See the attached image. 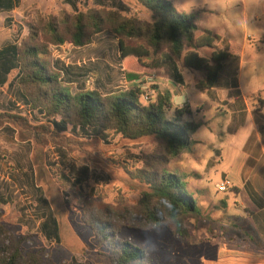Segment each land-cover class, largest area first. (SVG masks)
Returning <instances> with one entry per match:
<instances>
[{"label":"trees","instance_id":"1","mask_svg":"<svg viewBox=\"0 0 264 264\" xmlns=\"http://www.w3.org/2000/svg\"><path fill=\"white\" fill-rule=\"evenodd\" d=\"M127 2L135 10L133 14L88 7L74 13L67 10L48 15L36 13L25 22L26 34L17 45L0 53L4 56L0 63L5 73L17 69L20 96L45 122L33 124L26 115L3 112L0 125L14 127L19 141L31 142L35 148L52 145L65 147L69 152H87L95 143L61 135L52 129L50 122L58 130L70 126L85 132H110L119 137L118 144L155 140V150L142 155L137 168L123 170L127 179L138 185L135 203L129 204L121 192L111 204L105 203L104 195L87 197L78 203L97 245L106 248L100 254L109 264H148V256L142 249L127 240H117L116 234L122 225H127L132 229L166 228L178 238L188 236L185 222L199 215V209L186 188L184 176L177 170L169 171L165 164L167 159L192 149L197 143L194 135L201 125L192 119L189 107H174L169 92L156 91L155 86H152L154 98L145 103L140 80L155 76L150 73L161 68V56L166 54L187 69L203 72L205 79L197 87L211 90L223 63L239 57L241 47L201 29L193 15L178 14L167 0ZM103 32L117 38L124 76L129 82L136 80L137 85L114 96H102L95 91L72 92L62 84L61 74L50 63L51 48L64 44L83 47ZM203 49L210 50L209 57L199 55ZM134 66L139 72L132 71ZM54 119H59V123ZM74 155L81 162L96 165L88 154ZM25 241L26 237L14 235L4 226L0 213V264H53L44 261L41 252H24Z\"/></svg>","mask_w":264,"mask_h":264},{"label":"crops","instance_id":"2","mask_svg":"<svg viewBox=\"0 0 264 264\" xmlns=\"http://www.w3.org/2000/svg\"><path fill=\"white\" fill-rule=\"evenodd\" d=\"M20 1L0 0V31L6 29L8 22L13 24V21H16L15 15L19 12ZM167 1L173 7L174 4L179 7L186 2V0ZM67 2L69 4L67 6L71 8V1ZM231 2L233 0H223L221 5L223 9L217 10L208 8L205 0H201V2L195 0V7L191 13L201 29L208 30L221 36L225 41L241 47L239 57H231L223 63L214 88L204 91L199 89L197 84L189 85L187 82L195 80L199 74L201 77L198 79V84L203 82L204 73L188 71L182 63H180L183 66L181 69L180 64L174 62L166 54L161 56V68L150 73L156 76L155 85H153L155 90L169 92L174 107L181 108L183 107L181 105L187 103L184 106L189 107L190 111L197 108V103L202 102L198 95L207 92L210 99L220 78L226 74H236V80L232 85H234V89L241 91L242 80L239 78V73L245 59H256L255 54L258 58L259 49L264 52V22H260L257 15L258 12L264 13V3L257 6L240 0L241 10L238 11L239 5L237 3L231 5ZM250 9L254 11L252 15ZM224 13L228 14L232 22L225 23L223 20L215 28L209 21L202 19L205 15L210 19L214 14L222 15ZM235 17L240 20L234 21ZM10 18H14L13 21ZM245 20L249 22L247 28L243 27ZM239 31L242 32L241 43L232 40L239 37ZM98 36L93 38L91 44L83 47H74L70 44L52 47L50 63L61 74L62 84L72 92L95 91L102 96L122 94L129 87L137 85V82L136 80L129 82L124 76L117 38L112 34L113 39L110 43H106L104 38ZM2 41L3 39L0 38V53L9 47L2 46ZM18 43L19 41L12 45ZM198 53L201 55L200 51ZM249 54L251 55L250 59L247 56ZM164 55L169 59V62L162 60ZM3 57L0 55V59ZM238 65H240V70ZM138 70L135 69V66L132 68V71ZM87 75H94L96 79L94 86L89 87L85 83ZM16 77L17 69L5 73L0 63V113L29 115L33 124L44 123L45 120L41 114L29 111L28 105L20 96ZM192 115V119L195 121V114L192 113ZM54 122L59 123V119H54ZM50 124L52 129L61 135H66L76 141L94 142L95 145H92L91 149H86L87 152L80 150L69 152L65 147L52 145L44 149L35 148L31 142L19 141L18 131L14 127L7 124L0 125V211L4 217L10 215L15 221H24L28 216L22 211L23 202L28 200L27 202L36 207L33 211L39 225L36 228L37 234L48 241L60 242L59 219L69 216V205L66 203L64 194L72 191L82 201L87 196L96 197L102 194V190L106 192L115 184L122 185L119 180L125 181L123 180L125 177L118 163L111 161L110 155L115 150L121 153L124 149L123 146L135 153L137 149H134L133 146L137 144L120 143L116 148L115 144L110 146L109 143H105L106 139L110 143L111 139L119 143V137L113 136L110 132H85L79 131V129L74 130L70 126H63L61 130H58L52 122ZM257 125L254 143L250 142L248 135L244 138L243 149L228 170V176L232 182L231 192L234 193L232 202L237 204L232 216L235 220L241 221L240 235L236 233L222 246H217L215 257L209 261V264H264V119H258ZM242 127L243 125H240L239 129ZM236 130L238 131L237 128ZM254 146L256 147L255 153H253ZM74 154L82 157H86L88 154L95 160L96 165L94 166L91 162H81ZM124 157L119 155V158ZM99 164H101L100 167ZM110 175L116 177L109 180L108 183L101 182V178H112ZM70 176L74 179H71ZM85 185H90V187H87L86 190ZM245 190L250 195L248 200L237 201L241 191ZM18 225L21 226L20 223ZM236 227L237 224L234 222L233 228ZM22 228L26 229L27 227Z\"/></svg>","mask_w":264,"mask_h":264},{"label":"rangeland","instance_id":"3","mask_svg":"<svg viewBox=\"0 0 264 264\" xmlns=\"http://www.w3.org/2000/svg\"><path fill=\"white\" fill-rule=\"evenodd\" d=\"M67 1L21 0L19 12L15 15L16 21H13L14 18H10L13 24L8 22L6 29L0 31V38L3 39L2 46H12V44L20 41L21 37L26 34L25 22H29L36 13L38 15L57 14L61 10L74 13L88 7L117 9L123 15H130L135 12L127 0H69L71 1V8L67 6L69 5ZM205 1L208 8L223 9L221 7L223 2L221 4L216 3L215 0ZM233 3L239 5L238 11H240V0H233L231 5ZM253 12V9H250L251 15ZM257 15L260 22H264V13L258 12ZM141 17L146 18L145 15H141ZM207 17L205 15L202 19L209 21L214 28L218 27L223 20L225 23L232 22V19L230 20L226 13L222 15L214 14L210 19ZM233 20L238 21L240 18L235 17ZM98 35L99 38H104L106 43H110L113 39L112 34L107 32ZM238 36L232 40L241 43V31H239ZM259 51L258 58L255 54L256 59H245L244 64L241 66V72L239 73V78L242 80L241 91L234 89L232 83L236 80V74L232 73V75L226 74L220 78L216 90L210 95V99L207 92L198 95L202 102H198L197 108L191 110L195 114V122L201 125L194 135L197 143L190 151L180 154L177 158L166 160V169L169 171L177 170L184 176L186 188L191 193L192 198L195 199L199 209V215L189 218L185 222L188 236L178 238L166 228L132 229L127 228V225H122V228L116 234L117 240H127L142 249L148 256V264H209V261L215 257L217 246H222L236 233L240 235L241 221L235 220L232 216L237 205L232 202L234 193L231 192L232 189L220 193L217 190V184L226 177L231 180L228 176V170L234 159L241 153L245 143L244 138L248 135L250 142L254 143L258 119H264V116H262L264 114V52H262V49H259ZM200 54L209 57L210 50L203 49ZM247 56L250 59L251 55ZM162 60L169 62L165 55ZM238 67L240 70V65ZM180 68H183L181 64ZM146 71L150 72L149 70ZM188 71L193 70L188 69ZM186 75L188 76L189 72ZM89 77L94 79L92 83V86H94L96 84L94 75H87L85 83ZM199 77H201V74L195 80H190L187 83L189 85L198 84ZM184 105H187V103L181 106ZM240 125H243L241 129H239ZM105 143H109L110 146L115 144V147L118 148V143L113 139H111V143L106 139ZM132 144H137L133 146L134 149H137L135 153L123 146L124 149L121 153L115 150L110 155L111 161L118 163L125 181L119 180L122 185L115 184L111 189L108 188L106 192L102 190L100 195H104L105 203H113L120 192L123 193V197L129 204L135 203L138 199V185L128 180L123 171L124 168L127 170L132 169L120 162L119 155L125 156L124 158L130 161L140 163L142 155L151 154L155 150L157 142L150 139L142 143ZM255 151L256 147L254 146L253 153ZM110 177L112 178L105 177L100 180L108 183L116 176L110 175ZM71 179L74 178L71 177ZM85 187L87 190L90 185H85ZM245 191H241L237 201L248 200L250 195ZM64 196L68 197L66 203L72 208L68 206V218L59 219L60 242L48 241L37 234L36 228L39 225L33 211L36 207L34 204L27 202L28 200H24V204L22 203L24 205L22 211L28 216L24 221H15L10 215L4 217L0 211L2 222L14 235L26 237V241L22 244L24 252H41L44 261L48 260L53 264H109L108 260L100 254L105 253L106 248L97 245L92 231L84 223L81 212L82 207L78 203H81L85 198L80 201L72 191L66 192ZM234 222L237 224L236 228H233ZM19 223L22 227L27 228L23 229L18 225Z\"/></svg>","mask_w":264,"mask_h":264},{"label":"built area","instance_id":"4","mask_svg":"<svg viewBox=\"0 0 264 264\" xmlns=\"http://www.w3.org/2000/svg\"><path fill=\"white\" fill-rule=\"evenodd\" d=\"M156 77L155 76H145L140 80V90L142 92V98L145 103H148L151 101L155 95V91L152 89V86L155 85ZM94 82V79L89 77L87 79L86 84L90 87L92 86V83ZM29 111L31 112L30 108H28ZM33 112V111H32ZM29 117V115H26ZM120 162H122L124 165H126L129 169H135L139 166V163H136L135 161H130L127 158H121ZM232 188V182L230 179H223L217 184V190L220 193H224L227 190ZM68 197H66V200Z\"/></svg>","mask_w":264,"mask_h":264},{"label":"clouds","instance_id":"5","mask_svg":"<svg viewBox=\"0 0 264 264\" xmlns=\"http://www.w3.org/2000/svg\"><path fill=\"white\" fill-rule=\"evenodd\" d=\"M215 2L222 4L223 0H215ZM245 2L248 4H255L259 6L261 3H264V0H245ZM194 7H195V0H186V2L180 5L179 7H177L174 4V8L178 14L187 15V16L191 15ZM248 23L249 22L247 20L243 21V27L247 28Z\"/></svg>","mask_w":264,"mask_h":264}]
</instances>
